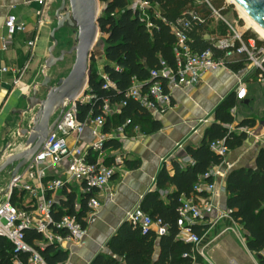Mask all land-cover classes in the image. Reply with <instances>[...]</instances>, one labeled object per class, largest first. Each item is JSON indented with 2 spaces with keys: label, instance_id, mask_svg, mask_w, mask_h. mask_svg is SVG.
I'll list each match as a JSON object with an SVG mask.
<instances>
[{
  "label": "trees",
  "instance_id": "16d2710c",
  "mask_svg": "<svg viewBox=\"0 0 264 264\" xmlns=\"http://www.w3.org/2000/svg\"><path fill=\"white\" fill-rule=\"evenodd\" d=\"M104 6L99 19V29L105 38L104 49V79L98 70L91 68L89 85L86 96L91 101L77 105L78 120L82 123L103 115L106 101L111 105H122L118 115L120 126L129 120L132 126L126 130L125 136H136L134 128L138 127L140 134L151 136L163 129V124L139 102L128 99L127 93L132 87L133 80L144 84L143 91L150 85L165 81L162 77L152 78V72L163 69L162 63L175 68L174 47L176 38L171 25L195 12L204 19L203 24H195L189 33L190 46L196 53L211 52L216 58H223L224 52L216 49L205 36L209 33L212 12L207 2L223 17L233 11V6H227L225 0H147L151 4L148 11L149 20L133 12L127 0H98ZM241 27L243 22L239 21ZM222 35L227 27L223 26ZM243 39L248 43L257 36L246 31ZM227 69L238 74L245 69V63H227ZM107 82L115 88L104 89ZM166 93L168 90L165 89ZM172 101V107H173ZM239 106L236 92H231L215 109L214 122L205 131L204 137L197 147H188L186 156L192 164L183 166L180 162L172 161V169L166 166L160 170L156 178V190L148 193L140 203V209L154 221L161 222L167 233L158 236L155 232L143 233L141 228L124 222L117 233L106 245L107 253H100L90 264H204L203 257L197 254L195 247L180 239L179 208L183 198H189L195 193V187L202 181L212 184L213 177L201 180L215 167L224 164L225 158L215 153L211 146L216 142H224L229 152L242 148L249 140V135L241 129L253 131L257 127L255 118H244L237 121L232 113ZM103 128L105 135L111 134L112 120L106 116ZM122 143L117 139H109L104 143V151L118 152ZM96 161V160H95ZM92 160L93 163H95ZM122 166L129 171L139 170L140 160H123ZM116 176V175H115ZM115 176L112 178L114 180ZM93 190L80 198L74 192H64V198L55 203L53 209L54 222H60L64 217L76 218L87 227V217L92 213L89 203L99 194ZM227 211L230 220L226 225L241 226L244 231L247 250L258 256V264H264V148H261L253 167H242L232 170L226 181ZM16 192L11 197V204L21 206L22 201ZM56 235L66 236L64 231L51 228ZM210 229L209 225L198 223L193 226V233L203 236ZM214 234H209L203 242L207 245ZM26 242L32 246L47 264H65L69 258L67 251L61 250L54 244L44 248L39 243L45 242L42 234L35 230L25 231ZM159 247L157 254L156 247ZM18 258L23 264L29 263V254L18 253L12 243L0 238V264H13Z\"/></svg>",
  "mask_w": 264,
  "mask_h": 264
},
{
  "label": "built area",
  "instance_id": "2783aa9c",
  "mask_svg": "<svg viewBox=\"0 0 264 264\" xmlns=\"http://www.w3.org/2000/svg\"><path fill=\"white\" fill-rule=\"evenodd\" d=\"M133 12L140 13L141 17L149 20L148 11L151 4L147 0H127ZM209 9L212 12V19L222 21L228 28L229 33L224 36H208L207 41L216 49L224 52L223 58H216L211 52L196 53L190 46L189 33L193 31L195 24H203L204 19L195 12H190L188 16L171 25L172 32L176 38L174 47L175 68L168 67L162 63L163 69L159 72H152L151 77H162L165 84L155 83L149 86L147 91H143L144 84L133 80L132 87L127 93L128 99H133L145 107L153 117L165 115L172 109V93L180 90L188 92L199 86L205 75L217 72L221 69H227V63H245V69L238 73L242 76L239 79L236 88L237 100L244 101L248 95V86L245 83V77H251L259 83L264 84V40L261 38L251 39L248 43L243 39L245 28L235 29L225 17L217 12L208 2ZM7 36L3 39V49L7 50L12 39L19 33L24 32V27L19 23L16 16H9L5 22ZM34 43L30 42L29 46L33 47ZM13 72L7 67L0 66V74ZM17 74V72H16ZM21 76V75H20ZM19 76V78H20ZM19 78L15 85H20ZM104 79L107 80L106 77ZM115 88L114 85L107 82L104 89ZM165 89L168 90L166 93ZM88 91V87L86 92ZM82 94L77 103H68L64 114L56 125L54 131L48 136L41 150L28 163L14 182H10L9 189L4 200L0 201V238L6 239L12 243L18 253L29 254L30 264H47L40 254L26 242L25 231L35 230L42 234L50 244L62 246L73 242H79L86 236V228L72 217H64L60 222H54L53 209L55 202L50 194L58 191L71 193L73 184H78L82 188V194H89L93 190L100 192L106 188L112 178L117 173L116 165L122 163L117 158L114 164L106 166L103 163L106 152L103 150L104 143L109 140L103 133L106 123V116H111L113 112L117 115L121 112L122 105H111L109 101L105 102L102 110L103 115L96 119L82 123L78 120L77 105L86 104L91 101L90 96ZM234 115L236 109L232 112ZM132 121L120 126L118 133L124 137ZM90 131L92 140L89 144H82V136ZM249 137H253V132L248 129H241ZM134 132L140 134L138 127ZM74 139V146L70 145V140ZM257 139V138H255ZM211 149L225 158V162L220 167L213 168L209 174L202 177L205 180L213 177L212 184L203 183L202 181L195 187V193L189 198L182 199V205L179 208L180 220L178 222L180 239L187 244L195 247L197 254L205 258V252L211 246L215 239L205 246L203 242L211 233L216 222H212L211 217L216 212L217 207L215 198L220 194L217 189L216 179L224 178L227 170L231 168L226 159L229 150L225 147L224 142L213 143ZM92 160H96L95 163ZM183 166L192 164V160L187 157L180 161ZM64 172V177L50 178V173L56 174ZM16 192L24 202V206L12 205L10 200L13 193ZM64 198V195H63ZM89 207L92 212L100 208V202L97 197L91 199ZM218 220H230L228 214H222ZM125 222L132 226L139 227L143 233L155 232L158 236L167 233L166 227L161 222L154 221L148 214L140 209V204L130 210L125 216ZM198 223H208L210 229L203 235L199 236L193 233L192 228ZM233 225L227 228L224 233H235ZM52 227L64 231L66 236L56 235ZM245 243V237L243 236ZM13 264H23L16 258Z\"/></svg>",
  "mask_w": 264,
  "mask_h": 264
},
{
  "label": "crops",
  "instance_id": "0c3cea01",
  "mask_svg": "<svg viewBox=\"0 0 264 264\" xmlns=\"http://www.w3.org/2000/svg\"><path fill=\"white\" fill-rule=\"evenodd\" d=\"M61 5L60 0H0V66L7 67L13 72L0 74V131L8 118L18 115L15 109L18 108L20 100L29 90L30 72L25 69L30 68L34 61L45 60L51 47V33L57 26L56 14ZM9 16H16L19 23L24 27V32L17 34L9 44L7 50L3 49V39L7 36L5 22ZM209 35L205 36L207 39ZM33 42V47L29 43ZM37 51H39L37 53ZM38 54V57H37ZM37 62V63H38ZM105 59L103 61L104 69ZM17 72V74H16ZM21 75V76H20ZM104 77V72L100 73ZM20 76V78H19ZM19 78L20 85L16 86L15 81ZM240 75L233 73L229 69H221L217 72L204 76L201 84L196 88L185 91H174L172 93L173 108L165 115L156 116L163 124V129L154 135L143 136L137 134L133 138H127L118 133L120 127L118 115L113 112L110 116L112 120L111 134L108 139H117L122 143V149L118 152L107 151L115 159L140 160L142 166L139 170L129 171L122 163H118L117 173L114 180L95 197L100 202V208L96 212L88 215L86 236L79 242H73L58 246L61 250L67 251L69 258L65 264H90L100 253H107L106 245L114 236L118 229L124 224L126 214L135 206L139 205L148 193L156 190V178L163 166L168 170L172 169V161L178 162L187 158L186 149L200 145L205 131L214 122L213 113L216 107L231 93L236 92ZM247 102H239L236 112L243 108ZM19 116V115H18ZM250 116H239V122ZM253 118V117H252ZM264 131L260 132L257 139H262ZM92 140L90 131L82 136V144H89ZM255 141L249 138L245 145L233 152H230L226 163L231 167L227 170L224 178H217L216 184L220 194L215 198L217 207L212 215V222H216L211 234L215 236L214 243L207 248L219 247V244L237 243L231 232L224 233L229 228L225 221L218 220L227 211L226 181L228 174L242 167H253L255 159L264 142ZM70 145L74 146V139L70 140ZM112 158V159H113ZM106 161V159L103 160ZM106 165V162L104 163ZM112 164L114 161L112 160ZM110 164V165H112ZM106 165V166H110ZM64 177V172L50 173V178ZM72 192L78 198L82 194V188L78 184H73ZM63 192L58 191L50 194L49 197L55 203L63 199ZM209 225L208 223H204ZM243 232L241 226H236ZM245 237V236H244ZM50 244L45 238V242L39 243L41 248ZM247 250L246 241L242 246ZM159 254V247H156ZM258 264V261H254ZM231 264H238L236 260H231Z\"/></svg>",
  "mask_w": 264,
  "mask_h": 264
},
{
  "label": "water",
  "instance_id": "95a60500",
  "mask_svg": "<svg viewBox=\"0 0 264 264\" xmlns=\"http://www.w3.org/2000/svg\"><path fill=\"white\" fill-rule=\"evenodd\" d=\"M243 8L249 16L264 30V0H233ZM61 5L56 14L57 26L51 33L52 46L48 51L45 72L53 70L63 63L68 56L75 55V63L69 75L52 87V78L44 76L41 84L35 86L32 96L27 99L28 112L38 109L32 120L30 130H21L28 139L23 152L6 159L0 166V175L12 168L11 182L41 150L48 136L64 114L68 103H77L78 98L85 94L89 85V62L97 37L100 34L98 26L100 19V2L98 0H60ZM63 29L77 32L76 45L71 50L62 51L55 56L58 48L57 34ZM40 90L46 92L43 98ZM58 117L55 115L58 113ZM27 112L18 111L23 117Z\"/></svg>",
  "mask_w": 264,
  "mask_h": 264
},
{
  "label": "rangeland",
  "instance_id": "374dc122",
  "mask_svg": "<svg viewBox=\"0 0 264 264\" xmlns=\"http://www.w3.org/2000/svg\"><path fill=\"white\" fill-rule=\"evenodd\" d=\"M227 6H233V11L229 13L225 17V19L234 26L235 29H242L245 28L246 31H250L260 38L253 30L248 29L246 21L241 18V15L237 11L235 5L231 4L228 0H225ZM104 6L100 4V15L103 14ZM239 21L243 22V26L239 24ZM226 25L222 21H217L216 19L211 20V25L209 27L208 35L211 36H224L229 33L228 28L226 33L222 35V28ZM227 27V26H226ZM56 39L58 41V48L55 52V56L59 57L62 51H69L72 47L76 45L77 40V32L70 30V29H63L60 31ZM105 38L99 34L97 37L95 46L92 51L91 60L89 62V69L94 68L98 70L99 74L103 72V61H104V49H105ZM52 46V42H51ZM39 51H37L38 53ZM38 57V54H37ZM48 59V56L45 60L38 62L39 60L36 59L30 68H26L25 72H30L29 77V90L27 94H24L20 100V104L15 111H23L27 112L23 117L21 116H10L7 122L2 126L0 131V166L6 161L7 158L19 154L23 152L25 149V143L28 139L27 136H23L21 134V130H30L32 127V120L34 115L36 114L38 109H35L33 112H28V103L27 99L32 96L33 90L36 85L41 84L44 80V76L48 75L52 78V87L56 86L57 83L61 80L66 78L69 73L71 72L73 65L75 63V55L68 56L65 58V61L59 65H57L53 70L49 72H45V63ZM38 62V63H37ZM242 78V76H240ZM245 83L248 86V95L245 99L247 105L243 108H239L235 113L236 119L239 116H250L257 120V127L254 129L253 137L250 138H257L260 135V132L264 131V84L259 83L254 78L245 77ZM40 95L44 98L46 96V92L44 90H40ZM60 112H58L54 119L58 117ZM262 139H255V141L259 140L258 142H264V133L262 134ZM111 156V153H107L105 156L106 165L112 164V160L114 158ZM11 174L12 168L8 169L4 173L0 175V201L4 200L6 197V193L9 189L10 182H11ZM19 204L24 206L23 201H19ZM237 227H235V233H232L233 238L237 243H224L222 242L219 244V247H214L210 251L205 252V258H203L204 264H231V260H236L238 264H256L254 261H258V256L253 255L252 257L245 251L242 247L244 246L243 241V232L239 231Z\"/></svg>",
  "mask_w": 264,
  "mask_h": 264
},
{
  "label": "bare ground",
  "instance_id": "6f19581e",
  "mask_svg": "<svg viewBox=\"0 0 264 264\" xmlns=\"http://www.w3.org/2000/svg\"><path fill=\"white\" fill-rule=\"evenodd\" d=\"M231 4L235 5L237 11L241 15V18H243L246 23L248 29L253 30L262 40H264V30L254 22V20L249 16V14L241 8L236 2L233 0H228ZM246 30V29H245Z\"/></svg>",
  "mask_w": 264,
  "mask_h": 264
}]
</instances>
